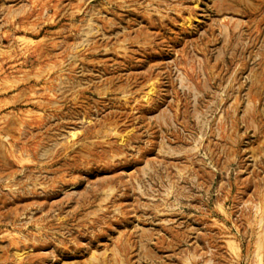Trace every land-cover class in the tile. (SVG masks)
I'll return each mask as SVG.
<instances>
[{
    "label": "rangeland",
    "instance_id": "obj_1",
    "mask_svg": "<svg viewBox=\"0 0 264 264\" xmlns=\"http://www.w3.org/2000/svg\"><path fill=\"white\" fill-rule=\"evenodd\" d=\"M0 264H264V0H0Z\"/></svg>",
    "mask_w": 264,
    "mask_h": 264
}]
</instances>
